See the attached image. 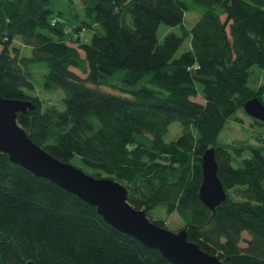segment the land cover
Segmentation results:
<instances>
[{"label": "trees", "instance_id": "trees-1", "mask_svg": "<svg viewBox=\"0 0 264 264\" xmlns=\"http://www.w3.org/2000/svg\"><path fill=\"white\" fill-rule=\"evenodd\" d=\"M51 1L0 0V94L34 102L17 113L19 123L54 156L118 179L147 215L156 205L176 211L202 249L264 264V130L255 143L220 137L229 121L241 122L244 100L264 103V82L248 83L252 64L264 70V0H79L78 22L61 19ZM187 10L199 11L191 27ZM160 22L181 33L159 41ZM185 37L189 45L176 55ZM39 62L44 86L62 89V109L34 93L31 67ZM172 121L180 133L165 139ZM208 146L226 190L213 208L197 193ZM28 260L173 264L107 223L95 205L0 151V264Z\"/></svg>", "mask_w": 264, "mask_h": 264}, {"label": "water", "instance_id": "water-1", "mask_svg": "<svg viewBox=\"0 0 264 264\" xmlns=\"http://www.w3.org/2000/svg\"><path fill=\"white\" fill-rule=\"evenodd\" d=\"M32 107L34 102L31 100L0 94V151L6 152L11 161L95 205L107 223L143 244L157 248L173 264H238L202 249L196 241L187 238L184 227L172 230L157 224L144 208L136 207L128 200L127 189L118 179L89 173L36 143L17 119L19 111ZM242 107L247 114L264 121V103L257 96L244 100ZM200 164L198 197L213 208L226 197V190L217 175L213 146L204 149ZM27 264L34 263L28 260Z\"/></svg>", "mask_w": 264, "mask_h": 264}, {"label": "rangeland", "instance_id": "rangeland-1", "mask_svg": "<svg viewBox=\"0 0 264 264\" xmlns=\"http://www.w3.org/2000/svg\"><path fill=\"white\" fill-rule=\"evenodd\" d=\"M51 7L54 10L61 9L63 15L60 17L64 20H69L70 22H78L79 16L82 14V4L79 0H52L50 3ZM199 16L198 10H187L184 13V23L187 27H191ZM92 28H85L82 33L83 40H89ZM168 31H174L176 33H181L179 25H169L163 22H160L156 29V36L159 41H161L163 35ZM189 45V38L185 37L179 47L177 48L175 54L177 55L182 50H185ZM25 53L30 52V47L25 46L23 48ZM33 70V82H34V93L38 94L42 98V104L55 107L57 109H62L64 104L62 102V89L60 87H49L44 86V73L46 72L45 64L42 62L35 63L32 65ZM75 69V68H74ZM79 72L77 69H75ZM250 73L248 75V83L252 86H255L258 83L264 82V70H260L257 64H252L250 66ZM196 99H199V96H195ZM264 98V93H263ZM238 114L241 116V122L229 121L224 128L220 131V137L222 139H237L248 141L250 143H255V135L257 130H264V125H257L253 123L252 118L242 111H238ZM180 133V125L177 121H172L167 128L166 133L164 134L165 139L175 138ZM71 162L77 166H81L79 160L74 158ZM88 171V170H86ZM148 215L152 219H162L166 227L176 230L178 229L183 221L179 217L176 211L167 212L165 207L162 205H156L148 210ZM243 237H248L246 231H242ZM241 244L244 243L243 240L240 241Z\"/></svg>", "mask_w": 264, "mask_h": 264}]
</instances>
